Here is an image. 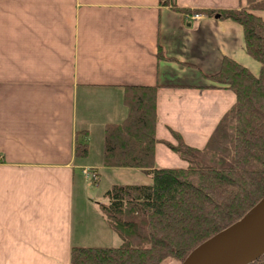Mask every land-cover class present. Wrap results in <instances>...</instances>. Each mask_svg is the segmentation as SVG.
<instances>
[{
  "label": "crops",
  "instance_id": "crops-1",
  "mask_svg": "<svg viewBox=\"0 0 264 264\" xmlns=\"http://www.w3.org/2000/svg\"><path fill=\"white\" fill-rule=\"evenodd\" d=\"M225 56L259 71L239 24L159 0H0V264H69L85 163L75 142L126 116L124 86L159 85L154 164L186 166L170 145L202 148L235 102L206 87Z\"/></svg>",
  "mask_w": 264,
  "mask_h": 264
},
{
  "label": "trees",
  "instance_id": "trees-1",
  "mask_svg": "<svg viewBox=\"0 0 264 264\" xmlns=\"http://www.w3.org/2000/svg\"><path fill=\"white\" fill-rule=\"evenodd\" d=\"M185 15L218 16L243 29L246 53L259 64L248 67L225 56L207 75L206 87L230 89L235 102L202 148L182 142L170 148L183 167L154 164L156 90L159 85L124 86L126 116L103 126V165L143 171L149 183L113 184L100 204L117 246L74 245L69 264H181L197 245L240 219L264 196V0H244L236 8H190L159 0ZM160 58H164L161 51ZM83 136L84 131H79ZM88 142L76 139L74 154L87 157ZM250 264H264V254Z\"/></svg>",
  "mask_w": 264,
  "mask_h": 264
},
{
  "label": "rangeland",
  "instance_id": "rangeland-1",
  "mask_svg": "<svg viewBox=\"0 0 264 264\" xmlns=\"http://www.w3.org/2000/svg\"><path fill=\"white\" fill-rule=\"evenodd\" d=\"M198 18L201 17L198 14ZM104 134L103 128L94 127L91 130L89 141V152L87 157L81 162H85L83 168L96 169L99 171L97 179L91 180L90 176H85L82 169L77 170L78 187L76 191L79 202H77L76 214V243L77 245H97L117 246L119 239L108 228L103 216L100 214V204L106 202L105 191L113 184L124 183H149V178L139 169L133 168H109L103 165ZM184 163H186L183 160ZM79 219V220H78ZM83 228L84 231H81ZM97 228L101 229L98 232ZM162 264H175L172 259H166Z\"/></svg>",
  "mask_w": 264,
  "mask_h": 264
},
{
  "label": "water",
  "instance_id": "water-1",
  "mask_svg": "<svg viewBox=\"0 0 264 264\" xmlns=\"http://www.w3.org/2000/svg\"><path fill=\"white\" fill-rule=\"evenodd\" d=\"M264 254V196L240 219L218 231L181 264H250Z\"/></svg>",
  "mask_w": 264,
  "mask_h": 264
},
{
  "label": "built area",
  "instance_id": "built-area-1",
  "mask_svg": "<svg viewBox=\"0 0 264 264\" xmlns=\"http://www.w3.org/2000/svg\"><path fill=\"white\" fill-rule=\"evenodd\" d=\"M194 18L198 17L199 15L198 14H194L192 15ZM82 173L87 177V176H90L91 177V180L95 182V180L97 179L98 177V173L96 170H92V169H86V168H83L82 169Z\"/></svg>",
  "mask_w": 264,
  "mask_h": 264
}]
</instances>
